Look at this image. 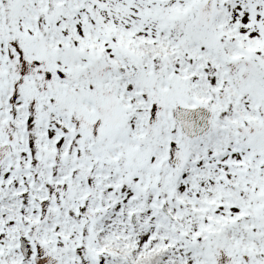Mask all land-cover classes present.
<instances>
[{
	"label": "snow or ice",
	"instance_id": "6c2138e0",
	"mask_svg": "<svg viewBox=\"0 0 264 264\" xmlns=\"http://www.w3.org/2000/svg\"><path fill=\"white\" fill-rule=\"evenodd\" d=\"M0 264H264V0H0Z\"/></svg>",
	"mask_w": 264,
	"mask_h": 264
}]
</instances>
